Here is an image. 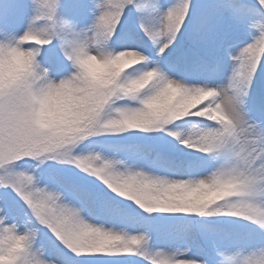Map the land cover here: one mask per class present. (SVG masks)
Listing matches in <instances>:
<instances>
[{
	"label": "snow or ice",
	"instance_id": "6c2138e0",
	"mask_svg": "<svg viewBox=\"0 0 264 264\" xmlns=\"http://www.w3.org/2000/svg\"><path fill=\"white\" fill-rule=\"evenodd\" d=\"M0 264H264V0H0Z\"/></svg>",
	"mask_w": 264,
	"mask_h": 264
},
{
	"label": "clouds",
	"instance_id": "9594fccd",
	"mask_svg": "<svg viewBox=\"0 0 264 264\" xmlns=\"http://www.w3.org/2000/svg\"><path fill=\"white\" fill-rule=\"evenodd\" d=\"M25 63H26V58L24 56L17 55L8 61L6 67L7 70L11 72L18 67H22Z\"/></svg>",
	"mask_w": 264,
	"mask_h": 264
}]
</instances>
